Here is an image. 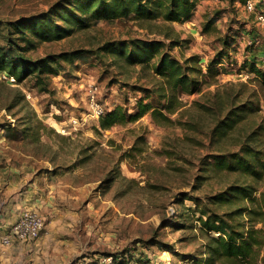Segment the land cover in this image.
<instances>
[{"label":"rangeland","instance_id":"374dc122","mask_svg":"<svg viewBox=\"0 0 264 264\" xmlns=\"http://www.w3.org/2000/svg\"><path fill=\"white\" fill-rule=\"evenodd\" d=\"M58 1L0 0V24L46 12ZM193 1L183 21L89 20L60 39L11 47H28L20 51L30 61L67 54L55 62L57 74L19 81L0 70V230L34 207L46 221L42 235L49 222L57 233L50 248H70L65 264H96L107 255L117 264H204L209 240L197 220L202 210L236 211L226 216L244 231L262 227L261 216L249 212L260 208L264 193V80L242 63L256 55L261 64L264 24L245 8L247 0ZM254 1L264 7V0ZM230 37L237 43L227 47ZM134 39L163 40L164 51L189 59L198 91H172L151 63L119 56L117 42ZM110 43L118 51L103 48ZM224 49L237 62L223 60L222 72L208 74L207 63ZM91 84L103 116L120 107L135 119L104 127L88 101ZM141 101L166 116L141 112ZM245 105V116L235 121ZM249 146L260 156L250 157L259 175L217 164ZM231 185H248L252 195L214 199Z\"/></svg>","mask_w":264,"mask_h":264},{"label":"trees","instance_id":"16d2710c","mask_svg":"<svg viewBox=\"0 0 264 264\" xmlns=\"http://www.w3.org/2000/svg\"><path fill=\"white\" fill-rule=\"evenodd\" d=\"M194 3L193 0H59L46 12L21 17L9 22L5 28L0 24V37H3V41L9 46L5 48L0 45V70L6 71L19 81L30 74H35L38 78L42 74H57L58 68L54 64L60 56L63 57L67 53L59 56L49 54L46 57L30 61L26 58L25 53L20 51L28 47H19L20 49L17 52L11 47L17 46V41H23L35 47V42L38 41L60 39L71 34L77 26H87L89 20L97 22L130 15H135L137 18H151L162 15L166 20L183 21L191 16ZM117 43L121 44L119 51L113 46L115 43L113 45L111 43L106 44L103 48L117 50L119 56H126L131 63H151V68L166 80L165 83L172 91L182 93H195L198 91L199 81L195 77V65L190 63L189 59L182 61L164 51L165 41L160 39H134L131 42L118 41ZM224 43L227 47H230L237 43L236 37L227 38ZM173 44L176 43L173 42ZM73 53L79 54L81 51H74ZM255 56L253 59L247 56L242 64L252 74L256 73L260 79L264 80V63L261 62L260 64ZM260 58L262 60V56ZM223 60H226L230 66L235 65L237 62L227 49L218 51V54L207 63L206 71L208 70V74L222 72L221 64H223ZM198 62L201 63L200 58H197ZM173 104V98L167 101L166 110L169 112L174 111ZM237 108L234 114L235 121L238 120V117L245 116V113L242 112L246 105ZM247 108L250 109V106L247 105ZM140 110L141 112L150 110L153 116L157 114L166 116L162 109H158L152 103L143 104L141 101ZM127 116L121 111L120 107H117L105 116L102 115L101 124L108 128L115 123H124L135 119V117ZM252 156L257 160H261L258 151L251 146L242 147L241 152L231 155L229 159L225 158L224 160L220 157L217 164L227 170L239 169L245 174L259 175L261 167L257 168L250 161ZM261 164L264 166V163ZM251 195L250 186L231 185L218 196H214V199L231 201L233 196L247 197ZM259 199L260 208L254 209V211L251 209L249 213L259 214L261 219L258 222L263 225L260 228L253 225L247 231L240 229L238 224L229 218L240 214L236 211L226 214L229 217L225 213L201 211V215L197 220L209 240V258L204 264H264V254H262L264 245V193ZM195 204L198 205V203ZM123 261H120V264L128 263Z\"/></svg>","mask_w":264,"mask_h":264},{"label":"built area","instance_id":"2783aa9c","mask_svg":"<svg viewBox=\"0 0 264 264\" xmlns=\"http://www.w3.org/2000/svg\"><path fill=\"white\" fill-rule=\"evenodd\" d=\"M244 6L248 11L257 12V20L264 24V7L259 6L254 0H247ZM261 61L264 63V53ZM98 92V87L95 84H91L87 88V97L93 113L100 117L104 114L105 109L98 101ZM45 227L46 221L40 210L34 207L26 208L14 223L0 230V246L10 247L20 243H33L42 235ZM96 264L117 263L113 255H107L101 257Z\"/></svg>","mask_w":264,"mask_h":264},{"label":"crops","instance_id":"0c3cea01","mask_svg":"<svg viewBox=\"0 0 264 264\" xmlns=\"http://www.w3.org/2000/svg\"><path fill=\"white\" fill-rule=\"evenodd\" d=\"M12 223H10L9 225H11ZM47 226V231L33 243H20L10 247L0 246V264L67 263L66 258H68V256L71 254L70 248H50V238H53L52 236H54V234L56 236L57 233L50 232V222L47 224ZM63 242L64 241L62 240L61 245H64ZM53 252L58 253V255H53ZM54 257H57V259H55Z\"/></svg>","mask_w":264,"mask_h":264}]
</instances>
